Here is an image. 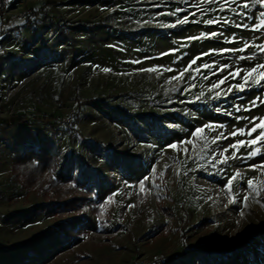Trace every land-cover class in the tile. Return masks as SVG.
<instances>
[{"label":"rangeland","instance_id":"1","mask_svg":"<svg viewBox=\"0 0 264 264\" xmlns=\"http://www.w3.org/2000/svg\"><path fill=\"white\" fill-rule=\"evenodd\" d=\"M198 2L8 0L0 16V264H166L172 257L174 264H264V166L249 167L264 165V147L258 143L261 154L251 159L249 148H239V159L229 147L249 139L232 137L235 129L253 126L238 116L264 124V104L234 108L264 99V87L223 95L241 83L229 73L240 68L243 76L264 64V53L217 51L170 80L201 53L264 43L261 32L236 27L257 23L264 7L237 0L219 11L216 2ZM176 8L184 11L168 14ZM22 9L28 18L15 19L11 13ZM185 15L189 23L171 26ZM210 18L221 22L203 23ZM211 32L222 35L182 46L185 37ZM213 61L215 68L202 67ZM149 68L156 70L142 71ZM31 148L54 156L56 185L69 172L86 185L82 235L65 233L75 213L13 177L14 161Z\"/></svg>","mask_w":264,"mask_h":264},{"label":"snow or ice","instance_id":"2","mask_svg":"<svg viewBox=\"0 0 264 264\" xmlns=\"http://www.w3.org/2000/svg\"><path fill=\"white\" fill-rule=\"evenodd\" d=\"M213 2H216L219 4V8L217 10L219 11H224L225 8L227 7L228 10H232V4L237 3V0H199V2L195 5V7L198 8H203V4L207 3V4H211ZM258 3L261 4L262 7H264V0H257ZM243 8H247L248 4L244 3L242 5H240ZM184 9L182 8H176L174 11L168 13L169 15H177L180 12H183ZM196 13L193 12L191 13V15H195ZM240 13H237V15H239ZM258 20L257 23H255L254 25H248L247 23H238L236 24V27L238 28H244V29H250L251 31L254 32H261L262 34H264V11L259 13V17L256 18ZM197 23H199V21H196ZM221 20L219 18L216 19H207L205 21H203V23H206L208 25H212L215 23H220ZM189 23V17L187 15L178 18L175 23L171 26L175 27L178 24H186ZM223 23L228 24V23H232V21H229L227 18H225L223 20ZM219 35H222V33L219 32H211V33H202L200 36H193V37H185L183 38L185 43L182 46H187V42H190L191 40H199V39H208V38H215ZM230 42H235L230 41ZM249 47H255L257 49L258 52L260 53H264V43L261 44H249L247 41L244 42V47L239 48V49H220V50H209L208 53H201L199 54L197 57L193 58L190 61V64L188 67L184 68L177 77H172L170 78V80H176L180 77H182L183 72H186L189 70V68L191 67L192 64L196 63L197 59H202L203 56L205 55H215L217 54V51L219 52V54H224L226 52H245L247 51V49ZM172 51H178V49L172 50ZM251 59L252 57H245V56H239L237 57L238 60H244V59ZM135 63H138L139 61H134ZM203 68L208 69V68H215L216 67V62L213 61L212 64H208V63H204L202 65ZM226 67H230L229 65H221L219 67V71H223L224 68ZM156 69L153 68H149L146 70L142 71H148V72H152L155 71ZM104 71H109V69H104ZM164 71H174V69L171 68H165ZM198 71V69H197ZM240 72L241 69L240 68H236L234 69L232 72L229 73L230 76L236 78L238 77L241 80V83L237 84V85H232L230 86L226 91H216L215 97H213L214 99H219L221 97L222 91H223V95L225 98H227L228 95H231L233 93V90H235L236 92H244L246 90H250L253 86L256 87H264V64H256L254 66H252L251 68H249L248 70L244 71L243 76H240ZM255 74V75H254ZM250 77H252V79H250ZM226 78H223L221 80H219L217 83L212 85L213 89H217L219 88L220 85L225 83ZM211 90V89H210ZM264 95V94H262ZM204 96V92L201 91L199 93V95L196 96V100H200L202 97ZM237 99H239V97H237ZM259 104H264V99H261L260 96L255 97L253 100H251L249 102V106H245L243 108H241L240 105H234L235 111L236 112H240V111H245V112H250L252 111V108L259 106ZM217 111H220V109H217ZM226 114L231 115V112H227ZM237 119H249V122L253 125L250 129H235L232 133L231 136L235 137L237 135H246L249 137L248 140H240L237 141L236 143L231 144L229 147L235 151H233V158H239V159H244V157H237L236 156V152L239 150L240 147H246L249 148L250 151L247 154V159H251L253 156L255 155H260L261 154V149L256 147V145L259 143L261 145V147H264V124H256L255 121L258 119L256 117H251V118H246V117H237ZM207 127L211 128L212 125L209 124ZM260 129V133L259 136H257L256 138H251L252 137V133L256 132L257 129ZM197 132L200 131V129L196 130ZM220 138H224V137H220ZM215 142V141H214ZM173 148L176 147V145H172ZM228 151V149H224L223 153H226ZM222 153V154H223ZM226 162V161H224ZM264 165H249L250 168H255V167H262ZM239 176V173H234L227 181V185L226 187L228 188V190H231V185L233 183V181H235L237 179V177ZM147 179V178H145ZM247 185L248 188L251 189L253 187V180H248L247 181ZM140 188L143 191L145 188V184L142 181L140 183ZM257 195H259V191L257 190ZM248 200V196L246 195L244 197V201L246 202Z\"/></svg>","mask_w":264,"mask_h":264},{"label":"trees","instance_id":"3","mask_svg":"<svg viewBox=\"0 0 264 264\" xmlns=\"http://www.w3.org/2000/svg\"><path fill=\"white\" fill-rule=\"evenodd\" d=\"M26 24L30 25L29 21ZM56 170L57 162L53 155L31 148L14 161L12 175L26 191L34 192L36 189L40 191L42 198L46 202L59 207L69 208L71 213H75L73 217L63 223L68 238L73 239L84 232L81 227L86 223L82 214L84 207L80 203L88 200L89 191L84 189L86 186L84 182L82 183L84 185L80 184V186L75 184V178L71 176L70 172L64 184L56 185L55 183L58 181L50 174ZM47 178L49 179L47 180ZM60 190H63L61 195L59 194ZM176 258L172 257L164 262L166 264H174L178 260Z\"/></svg>","mask_w":264,"mask_h":264},{"label":"built area","instance_id":"4","mask_svg":"<svg viewBox=\"0 0 264 264\" xmlns=\"http://www.w3.org/2000/svg\"><path fill=\"white\" fill-rule=\"evenodd\" d=\"M10 10V8L8 7V0H0V16L4 15L5 13H7L8 11ZM12 16L15 18V19H18V20H26L28 18V14L29 12L22 9L16 13H11ZM132 264H147V262L145 261H134V263Z\"/></svg>","mask_w":264,"mask_h":264}]
</instances>
